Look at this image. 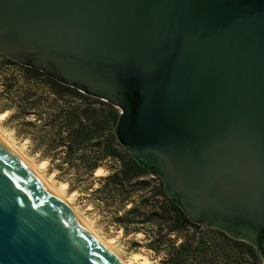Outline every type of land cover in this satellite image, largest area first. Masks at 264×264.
I'll return each mask as SVG.
<instances>
[{"label": "water", "instance_id": "1", "mask_svg": "<svg viewBox=\"0 0 264 264\" xmlns=\"http://www.w3.org/2000/svg\"><path fill=\"white\" fill-rule=\"evenodd\" d=\"M0 52L116 107L168 198L264 264V0H0ZM0 264H122L1 139Z\"/></svg>", "mask_w": 264, "mask_h": 264}, {"label": "trees", "instance_id": "2", "mask_svg": "<svg viewBox=\"0 0 264 264\" xmlns=\"http://www.w3.org/2000/svg\"><path fill=\"white\" fill-rule=\"evenodd\" d=\"M4 64L14 67L3 77L6 91H1L9 101L6 109L13 111L10 117L20 112L36 116L34 111L39 108L44 116L17 119V130L34 142L39 121L43 145L49 151L61 150L66 163H76L71 174L82 179H93L97 168L106 167L108 173L97 177L100 188L96 190H103L105 199L123 205L121 226L129 233L143 234L145 248L158 264H259V252L252 244L191 222L168 198L161 179L138 164L117 141L116 107L6 57ZM109 161L111 164H106Z\"/></svg>", "mask_w": 264, "mask_h": 264}, {"label": "rangeland", "instance_id": "3", "mask_svg": "<svg viewBox=\"0 0 264 264\" xmlns=\"http://www.w3.org/2000/svg\"><path fill=\"white\" fill-rule=\"evenodd\" d=\"M4 55L0 52V135L15 148V150L38 169L45 179H49L56 189L62 183L65 187L62 196L68 201L73 210L79 214L81 219L85 221L92 229L107 239L109 244L114 247L115 251L130 264H158V259L155 258L150 251L145 248V241L141 232L129 233L123 229L119 222L123 212V205L114 204L110 199H105L104 191L96 190L100 188V181L97 177L105 176L108 173L106 167L101 168L98 172L97 169L93 173V179L80 178L71 174L78 167L76 163H66L61 150H47L48 148L41 142L42 125L36 122L35 141L31 142L29 138L17 130L19 122L17 119H44L41 109L34 111L35 115L18 113L14 117H10L13 112L6 109L9 101L8 98L1 93L4 90L3 77H7L8 73L13 72L14 67H9L4 64ZM14 89L18 88H13ZM42 92V90H39ZM46 92V91H45ZM18 92L15 91L14 95ZM40 95V94H39ZM43 97L45 94H42ZM62 105V102H59ZM45 153V154H44ZM47 153V154H46ZM56 153H60L56 156ZM52 157L50 160L48 157ZM42 165L40 162L45 161ZM112 161L106 162L110 165ZM46 163V164H45ZM40 166V167H39ZM45 169V170H44ZM44 170V171H43ZM102 189V188H101ZM96 190V191H95ZM130 204L126 205V208ZM147 259V261H146ZM262 257L258 254V263L261 264Z\"/></svg>", "mask_w": 264, "mask_h": 264}, {"label": "bare ground", "instance_id": "4", "mask_svg": "<svg viewBox=\"0 0 264 264\" xmlns=\"http://www.w3.org/2000/svg\"><path fill=\"white\" fill-rule=\"evenodd\" d=\"M5 115V114H4ZM4 115H0L1 117ZM0 139L7 145V147H9L10 150H12L34 173L35 175H37V177L48 187V189H50L66 206L67 208L75 215V217L95 236L97 237L116 257L117 259L122 263V264H130L127 260L123 259L116 251L115 249H113L114 247H112L107 241V239H105L104 237H101L100 235H98L97 233H95V231H93V229L85 222L83 221V219H81V217H79L80 215L77 214L73 208H71V206L69 205L68 201L65 200V198L62 196V192L61 189L63 187H65V183H62L61 186L56 189L55 188V184L53 185L50 181H48L47 179H45V177L42 175V173L36 169L31 163H29L25 158H23L16 150L15 148L5 139L2 137V135H0ZM45 161L40 162V165H42ZM46 164V163H45ZM40 167V166H39ZM101 168L97 169V172L100 170ZM45 170V169H44ZM43 170V171H44ZM101 171V170H100ZM99 173V172H98ZM147 261V259H146ZM148 262H146L147 264ZM150 264V261H149Z\"/></svg>", "mask_w": 264, "mask_h": 264}]
</instances>
